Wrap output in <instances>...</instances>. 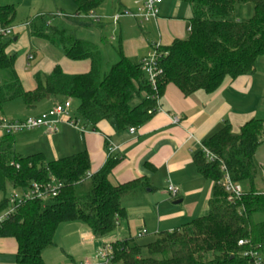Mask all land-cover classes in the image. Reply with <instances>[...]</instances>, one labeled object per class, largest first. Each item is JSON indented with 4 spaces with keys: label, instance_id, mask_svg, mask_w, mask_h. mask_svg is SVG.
<instances>
[{
    "label": "trees",
    "instance_id": "obj_1",
    "mask_svg": "<svg viewBox=\"0 0 264 264\" xmlns=\"http://www.w3.org/2000/svg\"><path fill=\"white\" fill-rule=\"evenodd\" d=\"M74 18H85L89 11L101 8L106 0H71ZM192 8L190 32L186 38L160 45V74L152 87L140 63L134 64L116 49L117 60L106 71L98 44L76 37L63 23L32 18V36L60 47L65 57L88 59L84 73L67 74L56 65L42 78L34 75L35 87L26 90L15 70V54H8L10 37H0V112L3 105L21 99L27 108L48 98L77 100L73 112L85 125L96 129L100 120L111 121L117 129L139 128L157 112L156 97L169 83L183 95L197 90L211 93L226 78L254 72L258 58L264 55V0H189ZM250 3L253 14L247 20L233 17L236 4ZM16 14L13 4H0V25L11 26ZM93 22V21H89ZM95 23V22H93ZM150 111V112H149ZM264 139V119L251 118L237 132L225 121L223 126L202 141L216 155L208 161L202 149L192 155L198 174L212 182V196L206 214L170 231L158 232L155 239L140 245L131 240L111 242V264H255L248 255L256 252L264 263V190L255 178L259 165L255 152ZM100 169L90 172L86 151L46 161L42 153L18 154L14 135L0 136V191L9 184L25 189L33 182L56 178L59 193L43 203L32 199L19 206L15 214L0 225V238L16 241L15 264H44L43 252L54 245L59 224L78 221L100 238L113 232L126 218L125 202L152 189L147 177L113 185L108 176L121 160L108 153ZM17 165V166H16ZM224 170L242 193L229 200L222 186ZM7 198L0 200V211ZM245 241L239 245L238 241Z\"/></svg>",
    "mask_w": 264,
    "mask_h": 264
},
{
    "label": "crops",
    "instance_id": "obj_2",
    "mask_svg": "<svg viewBox=\"0 0 264 264\" xmlns=\"http://www.w3.org/2000/svg\"><path fill=\"white\" fill-rule=\"evenodd\" d=\"M137 1L140 0H129V4H125L123 1L118 0L117 5L114 6L113 2L108 5L107 0V3L95 10V13L106 12L103 19L111 18L112 13L115 11L136 8ZM182 1L177 0L174 13L169 14L167 7H162L163 0L162 6L161 4L159 6L158 19L146 23V25L152 23L156 27L155 40H158V43L162 46H167L175 39H183L189 35V20L192 16V8L189 0H187L188 8H182V5H184ZM166 10L167 14L164 13ZM53 12L55 11H48L43 14ZM100 21L95 23L100 26L99 29L102 32L104 25ZM144 23L130 17H122L116 24L113 23L116 27L118 26L120 39L125 40L124 50L120 45L123 53L134 64H138V60L140 61L150 51L148 46H151L153 41L147 36L150 32L146 31ZM28 27L23 34L24 44L27 47L21 54V64L18 69L15 67L26 90L34 89V75L36 73L45 78L56 65H59L62 71L67 74L84 73L89 70L90 61L88 59L79 61L68 59L60 47L45 39L32 36ZM135 29L137 42L135 50L132 51L127 45L124 35L129 31L134 32ZM15 34L18 38L19 32ZM111 39H114V37L112 36ZM101 42L106 44L107 40L101 38ZM98 46L101 49L99 44ZM39 50L45 53L41 58L38 57ZM137 54L142 55L135 61L133 58ZM263 58L264 55L258 58L254 72L238 76L235 79L226 78L221 86L211 93L197 90L185 96L174 84L169 83L162 96L158 98L159 110L144 125L135 128L134 132H131L129 128L117 129L113 122L107 120H100L96 124V129L85 125L81 118H78V121L81 123L80 126L83 127L82 130L79 126L75 127L65 122H60L57 125V129L58 127L62 129L59 136L67 134L75 140V142L69 144L71 146L69 152H75L63 157L86 151L90 160V173H95L107 158L106 146L107 148L113 146L115 148L114 153H117L121 160L108 176L110 183L118 185L135 178L147 177L152 186V189L148 188L140 196L125 202L126 218L120 219L115 230L104 237L98 238L85 224L72 221L73 224L69 229L73 241L71 247L73 249L77 247L78 250L72 254L64 252V257L66 256L68 259L66 261L64 259L62 264H79L87 260L84 259L86 256L90 255V258L96 254L104 243L124 240L136 242L137 233L141 229L146 231L145 235L153 236V239L149 241L151 242L158 232L170 231L195 217L206 214L208 200L212 196V182L198 174L192 161V155L201 149L202 141L220 129L225 121L232 125L234 132H237L240 126L251 118L264 119V114H260L264 112ZM23 80L27 81V87H25ZM61 100V98L43 99L33 108H27L24 105V110H27V112L22 111L17 117L11 119H21L29 114L38 115ZM72 112H74L73 109ZM174 118L177 119L176 122H174ZM31 131H34V133L24 142L26 145H29V142L33 144L37 137L48 138L52 146L50 151L52 159L61 158L62 155L60 154L64 152H59L54 147L53 137L56 134L55 132L53 133V131L45 128ZM52 134L53 136H50ZM263 143V140L260 141L255 152V161L259 165L255 184L259 190H264ZM31 146H34V144ZM33 153L45 155L46 151L40 152L38 150ZM21 155L25 156V154ZM169 183L179 188L178 195L175 198H172L166 190ZM156 189H160L163 195L160 200H156L154 203L153 199L156 196L153 193ZM189 198L194 201H188ZM177 201L179 203H176ZM146 242L140 245L149 243ZM16 250L17 245L14 238H0V264H15ZM43 263L45 264L44 260Z\"/></svg>",
    "mask_w": 264,
    "mask_h": 264
},
{
    "label": "rangeland",
    "instance_id": "obj_3",
    "mask_svg": "<svg viewBox=\"0 0 264 264\" xmlns=\"http://www.w3.org/2000/svg\"><path fill=\"white\" fill-rule=\"evenodd\" d=\"M120 1H123L125 4H129V0H120ZM105 2L107 3V0ZM108 2H109L108 5L111 4L110 2H113V5L115 6L117 5L116 3L118 2V0H108ZM182 2L184 4L182 5V8L184 7L185 9H187L188 8L187 0H183ZM6 3H12L16 8L15 19L12 24L13 26H16L18 28L16 31L19 32V34L17 35L18 38L16 41H13V38L16 36V34H13L12 36H10L9 38L10 44L8 45V48H7L8 54L16 55V60H15L16 69H18L19 65L21 64L20 62L21 54L25 50V47H27V45L24 44L25 39L23 35L24 32H26L25 30H27V27H28L25 25V23L30 22V20L34 18L35 16L38 19L44 18V19H49L51 22H54V23L56 21L58 23H63L64 26L67 27V29H69V32L75 35L76 37H81L83 39H88V40L98 43L101 47L100 51L103 57V65H102L103 71H106L109 68V66L117 60L116 49L120 45H122L123 50H124L123 45L125 43V40H123V38H121L122 40L120 39L118 26L116 27L113 24L112 18L109 17L106 19H102L100 21V23L104 25L103 31L100 32V29H99L100 26L97 24L98 22L97 23L89 22L90 19L86 17L85 18H74L73 12L75 10V5L73 4L71 0H0V4H6ZM162 4L161 6L162 7L166 6L169 14H172L174 13L177 7V0H164ZM123 10L124 9L115 11L114 13H112V15L118 12H122ZM167 10L164 12L165 14L168 13ZM252 10H253L252 5L250 3L238 4L234 9L233 17L235 19L242 20V21L247 20L249 17H251ZM48 11H55V12L43 14L44 12H48ZM38 13H42V14L38 15ZM96 14L106 16L105 15L106 12H102V13L100 12ZM146 23L147 22L144 23L146 27V31L150 32L147 36H149V39L153 40L151 46H148V48H150L149 50L151 51L153 48V44L158 43V40H155L157 32H156V27L152 23H149L148 25H146ZM142 27L144 28V26ZM135 31L136 29L134 30V32L129 31V33L126 32L124 35L127 41V45L132 51L135 50L136 42H137ZM112 36L114 37V39H111ZM101 38H105L107 40L106 44L101 42ZM27 43L29 42L27 41ZM44 55L45 53L43 51L41 50L38 51L39 58L43 57ZM141 55L142 54H137V56H135V58L133 59H135L136 61L138 58L141 57ZM143 58H141L140 61ZM140 61L138 60V63ZM23 82H24L25 87H27V81L23 80ZM71 104H72L71 109L75 111L78 105L77 100L72 99ZM22 111H25V110H24V103L21 99L8 101L2 107L3 116H5L8 119L17 117L19 113H21ZM25 112H27V110ZM260 114H264V112ZM29 116H33V114H29L28 116L26 115L25 117H29ZM80 124L81 123L78 121L77 125L80 126ZM33 130H36V129H33ZM54 132L56 133L54 134L55 136L53 137L54 147L59 152L60 151L64 152L63 154H60L62 155L61 157H63L64 155H68L69 153H74L75 151L69 152V150L71 149V146L69 144H71L72 142H75V140L69 137V135L67 134L63 136H59V133L62 132L61 127H58V129L56 131H53V133ZM32 133H34V131L30 130V132L22 131L14 135L15 151L18 154H25V155L28 153H33L38 150H40V152L46 151L44 158L50 161L49 159L50 158L52 159V155L50 153L52 146L48 138H45V137L38 138L37 137V140L33 143L34 146H31L33 144H31L30 142H29V145H26L24 143L29 139V136ZM50 136H53V134ZM262 140L264 142V139ZM262 146H263L262 148H264V143L262 144ZM13 191L14 189L8 184L6 187L5 193L0 191V200L3 198V196L7 198L11 193H13ZM153 194L156 196V198L153 199L154 203L156 202V200L157 201L160 200L163 195L160 189L159 190L156 189V191ZM188 201L193 202L194 200L192 198H189ZM172 206H178V205H172ZM79 223L83 224L81 222ZM71 224H73V222H63L58 225L55 231V234H54V245L46 249L43 253V260L45 264H62L64 262V259L65 261L68 259L66 256H65L66 258L64 257V252L66 254H72L73 252L75 253V251L78 250L77 247H74V249L73 247H71V244L73 242L70 236V233H69ZM152 239H153V236L143 235V237H138L136 242L138 244H142V243H145L146 241L149 242ZM89 256H86L84 259L89 260L93 257L92 256L89 258Z\"/></svg>",
    "mask_w": 264,
    "mask_h": 264
},
{
    "label": "built area",
    "instance_id": "obj_4",
    "mask_svg": "<svg viewBox=\"0 0 264 264\" xmlns=\"http://www.w3.org/2000/svg\"><path fill=\"white\" fill-rule=\"evenodd\" d=\"M163 0H140L136 2V8L132 10L124 9L122 12L115 13L111 15L112 21L116 24L122 17H130L138 22H151L156 21L159 17V6ZM86 18L92 20L93 22H99L103 19L102 15H98L93 11H89ZM29 22L25 25L29 26ZM18 28L16 26H1L0 25V37H10L15 34ZM160 46L159 43H154L152 50L139 62L141 70L144 72L148 81L155 89L156 77L160 74L161 68L159 66V59L162 53L157 50ZM157 111L158 98L156 97ZM71 100L64 99L60 102H56L50 109L39 113L35 116L24 117L21 119H8L0 113V136L3 135H15L16 133L22 131H30L37 128H45L48 130H56L57 125L60 122L68 123L69 125L78 127L76 119L73 115L71 109ZM150 112V111H149ZM174 122L177 121L176 118L173 119ZM80 130L83 127L79 126ZM131 132L135 131V128L130 127ZM204 155L208 161H214L216 155L205 147L201 146ZM115 148L113 146L108 147V153H114ZM17 166V165H16ZM90 172H87V176H90ZM62 184L54 177H50L44 183L33 182L30 187L25 189H14L7 197L6 207L0 211V225L9 220L16 212L17 208L21 206L27 200H38L40 202H47L51 198L55 197L61 188ZM222 186L227 192V197L229 200L238 198L242 189L240 185L235 184L231 181L229 174L224 170V177L222 180ZM168 194L175 198L178 195L179 188L172 183H169L166 188ZM146 234L144 229H141L137 233V237H141ZM245 241L239 240L238 244L242 245ZM248 255L253 256L255 264H264L261 257L253 251H249ZM113 256V248L111 243H104L96 252V254L89 260H85L79 264H111Z\"/></svg>",
    "mask_w": 264,
    "mask_h": 264
},
{
    "label": "water",
    "instance_id": "obj_5",
    "mask_svg": "<svg viewBox=\"0 0 264 264\" xmlns=\"http://www.w3.org/2000/svg\"><path fill=\"white\" fill-rule=\"evenodd\" d=\"M16 39H17V37L15 36V37L13 38V41H16ZM176 203H179V201H177Z\"/></svg>",
    "mask_w": 264,
    "mask_h": 264
}]
</instances>
